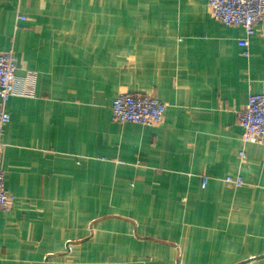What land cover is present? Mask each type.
<instances>
[{
    "label": "crops",
    "instance_id": "0c3cea01",
    "mask_svg": "<svg viewBox=\"0 0 264 264\" xmlns=\"http://www.w3.org/2000/svg\"><path fill=\"white\" fill-rule=\"evenodd\" d=\"M245 36L207 0H0L34 90L5 104L0 264H264V143L238 116L264 93V22L248 56ZM121 93L164 122H115Z\"/></svg>",
    "mask_w": 264,
    "mask_h": 264
},
{
    "label": "built area",
    "instance_id": "2783aa9c",
    "mask_svg": "<svg viewBox=\"0 0 264 264\" xmlns=\"http://www.w3.org/2000/svg\"><path fill=\"white\" fill-rule=\"evenodd\" d=\"M213 18L228 26H241L246 36L239 39V45L244 48V54L249 55L250 38L256 33V27L264 21V0H207ZM26 17L20 15L19 19ZM19 66L14 50L0 51V210H9L15 196L10 193L5 184L3 167L6 143L3 136L6 126L11 121V115L5 104L14 95H31L33 85L26 88L18 75ZM34 75L32 73V81ZM113 120L118 123H136L145 126H156L164 122L167 105L155 96L144 93H121L111 105ZM239 124L242 127L241 139L244 145L249 143H264V93H251L248 103L239 113ZM241 158L245 160L246 152L242 149ZM225 182L232 187L245 184L242 176L228 175ZM209 177L204 176L203 187L208 184Z\"/></svg>",
    "mask_w": 264,
    "mask_h": 264
},
{
    "label": "rangeland",
    "instance_id": "374dc122",
    "mask_svg": "<svg viewBox=\"0 0 264 264\" xmlns=\"http://www.w3.org/2000/svg\"><path fill=\"white\" fill-rule=\"evenodd\" d=\"M263 22H264V21H263ZM263 22H262V23H263ZM262 23H261V24H262ZM144 94H145V93H144ZM152 96H153V95H152ZM158 125H160V124H158ZM156 126H157V125H156Z\"/></svg>",
    "mask_w": 264,
    "mask_h": 264
},
{
    "label": "trees",
    "instance_id": "16d2710c",
    "mask_svg": "<svg viewBox=\"0 0 264 264\" xmlns=\"http://www.w3.org/2000/svg\"><path fill=\"white\" fill-rule=\"evenodd\" d=\"M114 101V100H113ZM113 103V102H112ZM112 110V109H111ZM113 117V116H112Z\"/></svg>",
    "mask_w": 264,
    "mask_h": 264
}]
</instances>
